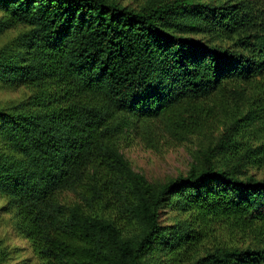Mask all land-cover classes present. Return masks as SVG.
Here are the masks:
<instances>
[{"label": "trees", "instance_id": "1", "mask_svg": "<svg viewBox=\"0 0 264 264\" xmlns=\"http://www.w3.org/2000/svg\"><path fill=\"white\" fill-rule=\"evenodd\" d=\"M11 30L0 88L30 96L0 109V199L30 264H264V178L246 171L264 164V80L250 93L264 0H0V35ZM228 92L246 109L187 175L155 185L121 150L138 123L191 128L184 111ZM167 208L184 220L164 225ZM223 224L258 243L197 256Z\"/></svg>", "mask_w": 264, "mask_h": 264}, {"label": "rangeland", "instance_id": "2", "mask_svg": "<svg viewBox=\"0 0 264 264\" xmlns=\"http://www.w3.org/2000/svg\"><path fill=\"white\" fill-rule=\"evenodd\" d=\"M123 4L138 7L145 0H119ZM18 31L11 30L0 35V47L12 41ZM207 39L209 35H199ZM221 44H230V41L219 40ZM254 83L255 89L250 93L258 91L257 87L264 77H260ZM257 95V92L254 93ZM30 96V91L24 86L20 87H1L0 88V109H11L26 101ZM255 97V96H254ZM247 102L240 99L231 92L224 96H213L201 104V109L188 112L184 111L183 117L191 128L186 129L175 127L168 129V121L163 119H151L150 121L140 122L137 126L120 138V147L125 156L130 160L133 168L143 173L153 184L161 185L179 176H185L189 171L200 163L202 155L209 147L215 146L219 141L232 115L237 112L240 106L246 109ZM264 107V102L261 103ZM242 107V108H243ZM178 111L170 114L174 120ZM200 123L196 126L195 123ZM202 124V126H201ZM199 126H201L199 128ZM218 164L230 163L223 154H218L215 158ZM249 175H254L258 179L264 178V164L251 165L247 168ZM4 200L0 199V244L10 252L9 258L4 264L33 263L36 259L28 240L17 237L16 229L12 223L10 213L2 211ZM162 213V223L164 225L174 224L184 220L185 215L165 209ZM218 226L212 233L211 238L206 241L201 253L211 250L216 244H228L230 246L256 245L255 234L232 230L229 225ZM165 258V255H161ZM199 258V257H197ZM197 258L182 264H199Z\"/></svg>", "mask_w": 264, "mask_h": 264}]
</instances>
